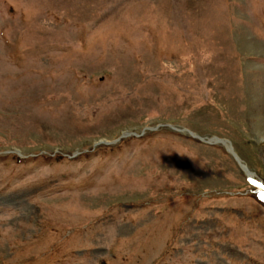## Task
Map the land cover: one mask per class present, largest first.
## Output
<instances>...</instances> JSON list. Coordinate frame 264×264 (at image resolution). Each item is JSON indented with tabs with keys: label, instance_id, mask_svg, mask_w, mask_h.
I'll use <instances>...</instances> for the list:
<instances>
[{
	"label": "rangeland",
	"instance_id": "obj_1",
	"mask_svg": "<svg viewBox=\"0 0 264 264\" xmlns=\"http://www.w3.org/2000/svg\"><path fill=\"white\" fill-rule=\"evenodd\" d=\"M252 173L264 0H0V264H264Z\"/></svg>",
	"mask_w": 264,
	"mask_h": 264
},
{
	"label": "bare ground",
	"instance_id": "obj_2",
	"mask_svg": "<svg viewBox=\"0 0 264 264\" xmlns=\"http://www.w3.org/2000/svg\"><path fill=\"white\" fill-rule=\"evenodd\" d=\"M258 188L261 189L260 191H261L262 196H263V198H264V189H263L261 186H258Z\"/></svg>",
	"mask_w": 264,
	"mask_h": 264
},
{
	"label": "water",
	"instance_id": "obj_3",
	"mask_svg": "<svg viewBox=\"0 0 264 264\" xmlns=\"http://www.w3.org/2000/svg\"><path fill=\"white\" fill-rule=\"evenodd\" d=\"M234 156H235V154L234 153H232Z\"/></svg>",
	"mask_w": 264,
	"mask_h": 264
}]
</instances>
